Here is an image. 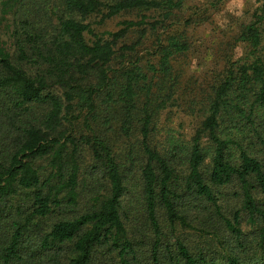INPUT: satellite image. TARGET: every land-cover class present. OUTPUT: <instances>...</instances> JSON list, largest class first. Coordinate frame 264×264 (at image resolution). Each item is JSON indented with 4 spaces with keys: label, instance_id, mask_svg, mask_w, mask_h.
Masks as SVG:
<instances>
[{
    "label": "trees",
    "instance_id": "obj_1",
    "mask_svg": "<svg viewBox=\"0 0 264 264\" xmlns=\"http://www.w3.org/2000/svg\"><path fill=\"white\" fill-rule=\"evenodd\" d=\"M224 1L13 0L0 264H264V0Z\"/></svg>",
    "mask_w": 264,
    "mask_h": 264
},
{
    "label": "rangeland",
    "instance_id": "obj_2",
    "mask_svg": "<svg viewBox=\"0 0 264 264\" xmlns=\"http://www.w3.org/2000/svg\"><path fill=\"white\" fill-rule=\"evenodd\" d=\"M254 0H225L221 5L218 12L213 16V21L221 28L227 27L228 23L231 21L233 22L235 19L242 18L246 11L251 9ZM17 3H13V0H0V39L3 45L6 48L10 47L11 42V29H12V19L15 13V8ZM125 15H116L109 19H106L100 25H92L97 31L102 30H114L117 28L118 23L120 20L124 19ZM197 59V58H196ZM194 60L196 62L197 60ZM180 116L176 114L171 115L170 125L176 126L177 123L180 126H176L179 131L188 132L189 131V123L188 120L179 121ZM181 128V129H180ZM226 191L228 189H225ZM233 201H230L229 204H232ZM144 223L143 214L140 212V209L133 208L130 211L129 221L126 223L128 226L131 225L132 227L142 226ZM164 226V225H163ZM241 229L247 230V224L241 222ZM174 232L180 238L185 239L189 245H192L195 240L197 241L198 238L196 237V230L195 229H183V227L176 225L174 228ZM137 234L136 237H138Z\"/></svg>",
    "mask_w": 264,
    "mask_h": 264
}]
</instances>
